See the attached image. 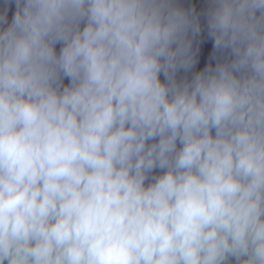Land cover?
Masks as SVG:
<instances>
[{"label":"clouds","instance_id":"1","mask_svg":"<svg viewBox=\"0 0 264 264\" xmlns=\"http://www.w3.org/2000/svg\"><path fill=\"white\" fill-rule=\"evenodd\" d=\"M0 264H264V0H0Z\"/></svg>","mask_w":264,"mask_h":264},{"label":"water","instance_id":"2","mask_svg":"<svg viewBox=\"0 0 264 264\" xmlns=\"http://www.w3.org/2000/svg\"><path fill=\"white\" fill-rule=\"evenodd\" d=\"M194 2L197 4V7H200L201 6V0H194ZM204 48H205V51L206 52L209 51L211 49V44L210 43L206 44L204 46ZM203 62L204 61H201V65H200L201 67L203 66Z\"/></svg>","mask_w":264,"mask_h":264}]
</instances>
